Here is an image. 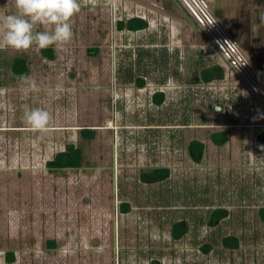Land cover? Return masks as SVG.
<instances>
[{
    "label": "rangeland",
    "instance_id": "obj_1",
    "mask_svg": "<svg viewBox=\"0 0 264 264\" xmlns=\"http://www.w3.org/2000/svg\"><path fill=\"white\" fill-rule=\"evenodd\" d=\"M80 3L72 41L48 47L53 59L35 46L0 50V264L7 251L13 264H264V0ZM15 12L0 0V16ZM140 16L145 29L117 26ZM16 57L28 80L11 79ZM214 65L224 77L205 82ZM34 108L53 116L44 134L24 121ZM220 130L230 138L217 145ZM193 139L205 144L199 162ZM69 143L83 148L82 166L49 170ZM156 167L170 176L140 179ZM216 208L228 214L211 225ZM178 221L188 232L175 240Z\"/></svg>",
    "mask_w": 264,
    "mask_h": 264
},
{
    "label": "trees",
    "instance_id": "obj_2",
    "mask_svg": "<svg viewBox=\"0 0 264 264\" xmlns=\"http://www.w3.org/2000/svg\"><path fill=\"white\" fill-rule=\"evenodd\" d=\"M119 29H128L131 31H137L145 29L148 26L146 20L142 17H132L126 21L120 20L117 22ZM228 32L234 36L230 29ZM242 48V47H241ZM243 49V48H242ZM44 56L53 59L55 57L54 50L52 48H46L42 50ZM10 77L12 80H19L21 76H28L29 67L26 59L23 57H16L9 65ZM258 71L264 76V70L259 65L257 66ZM131 76V74H129ZM201 79L205 82H211L214 79L224 77V69L219 65H214L210 67L203 68L201 70ZM136 84L138 86H143L145 82L143 80H137ZM153 100L156 104H162L165 101V93L163 91H156L153 94ZM95 129L92 128H82L80 129V134L84 139H91L94 135ZM230 138V133L228 131H215L211 134L212 141L219 145L227 142ZM257 141L264 146V129L258 134ZM188 150L193 157V159L199 162L204 154L205 144L203 141L198 139H193L189 145ZM85 160L84 150L81 146L74 143H69L64 148V150L57 152L50 160L47 161L46 166L49 170H62L68 168H80ZM170 176V169L168 167H156L151 171H144L140 175V179L146 183L160 182L167 179ZM131 210V207L127 201L121 203V211L127 213ZM228 211L224 208L214 209L209 217V222L211 225H216L221 219L227 216ZM261 219L264 222V207L259 210ZM188 232V226L185 221L175 222L172 226L171 234L175 240L181 239ZM224 245L228 248L235 249L238 247V239L232 236L226 237L224 239ZM47 246L49 248H56L57 242L55 240H48ZM5 260L9 264H13L16 261V255L14 251H7L5 253Z\"/></svg>",
    "mask_w": 264,
    "mask_h": 264
},
{
    "label": "clouds",
    "instance_id": "obj_3",
    "mask_svg": "<svg viewBox=\"0 0 264 264\" xmlns=\"http://www.w3.org/2000/svg\"><path fill=\"white\" fill-rule=\"evenodd\" d=\"M16 12L0 16V50L28 51L67 45L73 39V18L81 11L80 0H15ZM19 79L28 80L21 76ZM31 88L37 89L31 81ZM52 114L44 108L24 113V121L34 132L49 130Z\"/></svg>",
    "mask_w": 264,
    "mask_h": 264
},
{
    "label": "water",
    "instance_id": "obj_4",
    "mask_svg": "<svg viewBox=\"0 0 264 264\" xmlns=\"http://www.w3.org/2000/svg\"><path fill=\"white\" fill-rule=\"evenodd\" d=\"M216 109H217L218 111H220V110L223 109V106H222V105H219V106L216 107Z\"/></svg>",
    "mask_w": 264,
    "mask_h": 264
},
{
    "label": "flooded vegetation",
    "instance_id": "obj_5",
    "mask_svg": "<svg viewBox=\"0 0 264 264\" xmlns=\"http://www.w3.org/2000/svg\"><path fill=\"white\" fill-rule=\"evenodd\" d=\"M164 92V91H163ZM165 96H166V94H165Z\"/></svg>",
    "mask_w": 264,
    "mask_h": 264
}]
</instances>
